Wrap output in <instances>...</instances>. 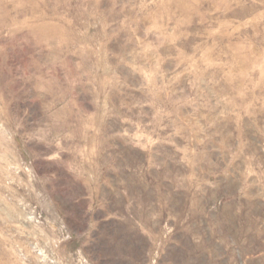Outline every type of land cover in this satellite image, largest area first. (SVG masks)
<instances>
[{
  "label": "rangeland",
  "instance_id": "rangeland-1",
  "mask_svg": "<svg viewBox=\"0 0 264 264\" xmlns=\"http://www.w3.org/2000/svg\"><path fill=\"white\" fill-rule=\"evenodd\" d=\"M0 264H264V0H0Z\"/></svg>",
  "mask_w": 264,
  "mask_h": 264
}]
</instances>
